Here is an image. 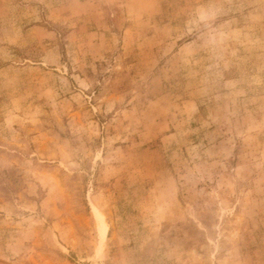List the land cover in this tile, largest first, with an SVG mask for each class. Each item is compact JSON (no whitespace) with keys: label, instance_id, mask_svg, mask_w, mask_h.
<instances>
[{"label":"rangeland","instance_id":"rangeland-1","mask_svg":"<svg viewBox=\"0 0 264 264\" xmlns=\"http://www.w3.org/2000/svg\"><path fill=\"white\" fill-rule=\"evenodd\" d=\"M0 264H264V0H0Z\"/></svg>","mask_w":264,"mask_h":264}]
</instances>
